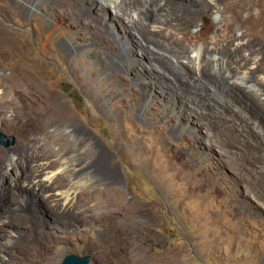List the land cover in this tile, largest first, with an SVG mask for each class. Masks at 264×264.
Returning a JSON list of instances; mask_svg holds the SVG:
<instances>
[{
    "label": "rangeland",
    "instance_id": "rangeland-1",
    "mask_svg": "<svg viewBox=\"0 0 264 264\" xmlns=\"http://www.w3.org/2000/svg\"><path fill=\"white\" fill-rule=\"evenodd\" d=\"M53 1L20 15L0 0V27L22 46L0 56V93L14 95L19 63L75 114L49 129L65 136L66 146L54 143L58 153L39 160L59 190L80 172L74 210L64 213L42 192L16 187L19 171L7 172L0 216L15 223L0 237V264H61L69 252L90 254L89 264H264V119L238 91L210 88L204 98L223 106L205 113L188 105L151 69L157 62L145 55L148 42L138 43L127 16L92 9L96 0H60L59 7ZM243 19L248 25V11ZM204 24L217 26L215 16L205 12L189 29L199 36L195 46L211 34ZM0 105L11 118L12 103ZM41 116L30 131L20 117L0 123V132L15 138L0 148L24 160L38 157L47 141Z\"/></svg>",
    "mask_w": 264,
    "mask_h": 264
},
{
    "label": "bare ground",
    "instance_id": "bare-ground-1",
    "mask_svg": "<svg viewBox=\"0 0 264 264\" xmlns=\"http://www.w3.org/2000/svg\"><path fill=\"white\" fill-rule=\"evenodd\" d=\"M5 1L22 15L31 13L42 0ZM53 4L59 7L60 0H54ZM106 7L113 8L117 17L127 16L128 24L134 28L139 38L138 43L145 45L144 40L148 42L145 55L157 62L151 69L156 70L160 77L169 78L177 86L176 96L182 97L185 94L188 105L205 113L208 107L216 109L223 106L220 100L204 98L210 95V88L221 94L238 91L264 119V0H96L92 9L105 11ZM229 11H232L233 17L227 16ZM244 11H248V25L243 19ZM205 12L215 16L217 26L204 24L205 33L211 34L198 47L193 41L199 39V36L192 34L189 29L199 26V19ZM159 22H164V25L155 26ZM240 30L242 34L238 33ZM56 31L55 26L51 27L49 36ZM21 49L22 46H18L15 37L0 27V56H13ZM17 64L12 81L14 95L0 93V104L10 101L14 108L13 115L9 119L5 118L3 115L6 107L0 105V123H11L20 117V125L30 131L27 127L34 122L33 117L42 115L44 119L41 128L45 131L47 141L38 145L41 153L36 158L32 157L33 159L16 158L15 154L0 148V197L5 194L7 172L17 169L19 178L15 179L16 187L27 193H34L35 196L42 192L44 197L54 201L64 213H70L74 210L73 195L77 188L75 184L79 183L80 172L77 171L74 175L70 188L59 190L54 182H50L52 175L48 174L47 163L39 160L49 159L57 152L51 148L54 143H60L61 149L66 146L65 136L57 137L49 129L58 121H64L63 126H66L65 123L75 119V114L62 96L50 89L41 76L24 72L23 67L27 69L26 66ZM238 80L246 86L240 87ZM182 85L186 86L185 91L178 92ZM72 131L77 133L76 128ZM68 159L69 156L64 157V160ZM23 176L26 178L24 184L19 182ZM37 189L39 190L36 191ZM46 191L53 192L47 195ZM117 195L124 201L120 190ZM22 202L24 203V199ZM2 217L3 215L0 216V237L6 235V227L15 223L11 215L4 219ZM2 255L0 262L5 263L6 259Z\"/></svg>",
    "mask_w": 264,
    "mask_h": 264
},
{
    "label": "water",
    "instance_id": "water-1",
    "mask_svg": "<svg viewBox=\"0 0 264 264\" xmlns=\"http://www.w3.org/2000/svg\"><path fill=\"white\" fill-rule=\"evenodd\" d=\"M15 141L12 136L8 138L3 132H0V145L10 146ZM91 261L90 254L78 255L76 253H67L61 264H89Z\"/></svg>",
    "mask_w": 264,
    "mask_h": 264
}]
</instances>
